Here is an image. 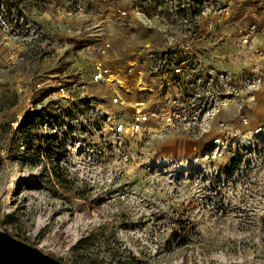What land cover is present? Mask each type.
<instances>
[{
    "label": "rangeland",
    "instance_id": "obj_1",
    "mask_svg": "<svg viewBox=\"0 0 264 264\" xmlns=\"http://www.w3.org/2000/svg\"><path fill=\"white\" fill-rule=\"evenodd\" d=\"M191 1L0 0V264H264V0Z\"/></svg>",
    "mask_w": 264,
    "mask_h": 264
},
{
    "label": "built area",
    "instance_id": "obj_2",
    "mask_svg": "<svg viewBox=\"0 0 264 264\" xmlns=\"http://www.w3.org/2000/svg\"><path fill=\"white\" fill-rule=\"evenodd\" d=\"M205 3L206 2L204 0H192L191 2H188L186 8L180 7L181 12L184 13L181 23L185 27L190 28L192 26V22L193 23L196 22L198 20V17L209 14L208 10L204 9L202 6V4H205ZM209 5L213 6L212 3H210ZM228 7H230L229 3L228 4H225V3L216 4L215 6L217 12L220 15H227V16L229 15ZM254 30H255V24H251L248 29V32L252 33ZM106 46H109V45H106ZM19 59L23 60V57H19ZM163 60L164 59H162V61L160 60V62H163ZM176 63H180V62L178 61ZM174 71L180 72V69H177L175 67ZM121 79L122 78L120 77V72L116 70L115 68H113V66L110 63L103 62V61H97L95 63L94 71H93L94 82H104L108 84H114L116 82H119ZM206 81H208L207 83L209 85V79L205 80V82ZM233 82L236 86L241 85V86L247 87L248 89H252V88L256 89L258 86L264 84V79L262 80L263 82L262 83L261 79L257 77L256 75L246 73V74L239 76ZM233 85H230V86L235 88L236 86L235 85L233 86ZM144 114L145 113L136 114L134 118L131 120L130 125L127 128L119 127L120 132H122L123 130L126 132L128 131L130 132L132 136L136 134H141L143 131L142 124L147 120L146 115ZM178 115L179 114H177L175 111H170L168 114V118H167L168 122L166 126L174 127L176 123L178 122L177 121Z\"/></svg>",
    "mask_w": 264,
    "mask_h": 264
},
{
    "label": "trees",
    "instance_id": "obj_3",
    "mask_svg": "<svg viewBox=\"0 0 264 264\" xmlns=\"http://www.w3.org/2000/svg\"><path fill=\"white\" fill-rule=\"evenodd\" d=\"M25 132H27V133L30 132V130H29V126L25 128ZM7 218H8V217H7ZM8 219H9V218H8ZM89 238H90V237L85 238V239H83V240H79V241L77 242V244L79 245L82 241H85V242H86ZM78 245H76L75 249H77ZM18 246H19V244L14 248V250H15V249H16V250H20V249L23 250V248L25 247V248H27V249L29 250V252H30L32 255L37 256V258H38L43 264H64L63 261H62L61 259L55 257L54 255H51V254H42V253L38 252V251L35 249V248H36L35 246L30 247V248L26 247V246L23 245V244L20 245V246H22L23 248H19ZM0 247H1L2 249H9V250H10V248L6 246V241H5V239H4V236H2V235H0Z\"/></svg>",
    "mask_w": 264,
    "mask_h": 264
},
{
    "label": "crops",
    "instance_id": "obj_4",
    "mask_svg": "<svg viewBox=\"0 0 264 264\" xmlns=\"http://www.w3.org/2000/svg\"><path fill=\"white\" fill-rule=\"evenodd\" d=\"M261 18L264 19V14H263V15H260L259 19H261ZM259 25H260V23H259ZM260 28H261L262 30H264V24L261 25ZM262 35L264 36V32L262 33ZM263 41H264V40H263Z\"/></svg>",
    "mask_w": 264,
    "mask_h": 264
}]
</instances>
